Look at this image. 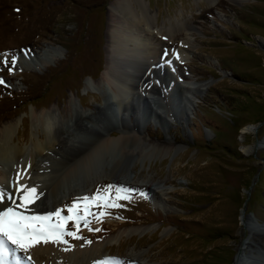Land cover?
Here are the masks:
<instances>
[{
	"label": "rangeland",
	"instance_id": "374dc122",
	"mask_svg": "<svg viewBox=\"0 0 264 264\" xmlns=\"http://www.w3.org/2000/svg\"><path fill=\"white\" fill-rule=\"evenodd\" d=\"M112 1L0 0V54H8L0 58V78L5 81L0 84V124L21 118L12 143L26 148L36 134L42 139L32 126L31 112L51 107L63 111L71 98H78L80 109L93 117L100 108L105 128L93 133L78 126L73 114L57 137L73 138L65 154L42 161L46 170L59 173L98 134L117 137L132 130V137L143 138L158 152L102 157L96 171H126L129 180L96 182L84 196L69 194L60 205L51 202L44 209L50 178L37 190L39 198L20 210L35 214L61 208L68 216L67 206L74 201L82 207L83 197L103 193L107 185L113 189L106 195L115 200V189L122 186L135 191L121 193L130 198L115 200L117 207L92 202L87 225L83 220L65 222V230L78 232L80 238L64 236V248L100 244L102 260L123 264H264V0H140L151 25L140 33L141 39L150 38L167 76L176 73L165 61L180 52L176 72L188 80L176 82L199 91L184 93L187 101L173 93L179 100L175 105L168 102L165 110L162 100L146 102L142 97L145 110L132 114L131 122L117 113L115 102L105 101L106 92L84 87L104 69ZM54 51L57 57L50 58ZM13 55L48 61L35 69H17ZM155 73L164 77L153 68L147 71ZM148 83L146 79L147 89ZM247 126L252 128L242 132ZM84 181L79 176L73 185ZM146 181L154 184L152 191ZM12 201L20 203L8 188L0 210ZM129 228L144 230L117 237ZM83 235L90 238L84 240ZM110 238L111 246L103 247Z\"/></svg>",
	"mask_w": 264,
	"mask_h": 264
},
{
	"label": "bare ground",
	"instance_id": "6f19581e",
	"mask_svg": "<svg viewBox=\"0 0 264 264\" xmlns=\"http://www.w3.org/2000/svg\"><path fill=\"white\" fill-rule=\"evenodd\" d=\"M133 5L136 7L134 8ZM137 8H139V12L135 10ZM150 27L148 16L142 10L140 0H113L109 9L108 31L106 34V42L109 48L105 56L104 69L97 80H86L84 82V87L91 92L96 94H105L106 92L107 99L105 101L115 102L117 113L125 118L128 117V122H131L130 117L132 114L145 110L141 103L142 97H144L146 102L147 98L152 99V101H155V99L162 100L164 109L165 107L167 108L170 101L174 105L177 104L179 99L178 97L175 98L173 93H179L180 98L182 96V99L187 101L189 98L184 93L196 94L199 91L197 87L195 88L192 85H179L176 82L178 78L184 81L188 80V77L176 72L177 61L181 58L180 52H176L174 57H170L165 61L176 73L173 76L174 78L167 76L159 63L155 48L149 42L150 38L144 40L140 37V33L145 28L149 30ZM5 57L4 54H0L1 59ZM54 57H57V52L55 51L50 55V58ZM37 58L35 56L32 58L28 55H18L16 68L31 70L35 69L39 63L44 65L48 61V57L44 59L39 57L40 60ZM147 68L148 70L153 68L159 73L163 72L164 77H158L156 73L147 74ZM146 79L149 80L147 84L149 89L145 88L144 85ZM197 86L200 87L201 85L198 84ZM170 87L174 89H170ZM155 91H158L157 94ZM79 106V99L71 98L63 111L57 107H51L48 110L31 112L32 126L34 129L41 131L42 139L40 140L39 134H36L34 136L36 140H32L26 148L12 143L21 118L0 124V191H3L5 196L8 188L14 196H18L17 188L19 184L35 187L38 190L47 183V180L52 178L48 194L42 199V203L44 209L51 202L52 205H60L69 194L80 197L91 192L96 182H102L106 179L115 180V182L129 180V178L125 177L126 171L106 168L96 171L95 166H97L102 157L114 155L115 153L125 155L134 152V150H138L139 155L142 156L158 152L157 148L156 150L154 147L149 148L150 145L143 138L132 137L134 136L132 130L122 131L117 137L98 134L99 136L95 139L89 138L90 142L86 144L88 146L78 155L73 156L69 164L61 167L58 171L59 173L49 169L46 170L47 167H44L45 164L42 161L50 159L51 156L56 157L63 153L65 154L64 151H66L68 143L73 138L71 137L72 134L67 136L64 141L57 138L66 131L64 127L68 126L67 124L71 120L70 118H73V114L77 115L78 126L91 129V131L104 130L105 121H102L103 118L100 116L102 113L99 107L95 108L98 111L96 113L98 117H93V115L80 109ZM152 113L159 120L158 113L156 111ZM138 117L141 118L142 116ZM122 125L128 126L125 121H122ZM251 128V126H247L242 129V132H248ZM79 176L85 178L84 183L82 185H73L74 179ZM147 183L148 189L151 190L154 184L150 181ZM61 190L62 192H60ZM139 229H125L119 232L117 237L138 232ZM140 230L143 231L144 228ZM89 238L90 235L82 236L84 240ZM112 242V238L105 239L103 247H110ZM99 246L102 245L94 244L88 247H81L78 244H74L69 249L67 248L68 250L66 251L62 243L40 242L29 250V255L34 260L33 264H94L95 261L102 260V256H99L102 253ZM20 255L23 258V251L20 252ZM25 264H27V260H25Z\"/></svg>",
	"mask_w": 264,
	"mask_h": 264
},
{
	"label": "snow or ice",
	"instance_id": "6c2138e0",
	"mask_svg": "<svg viewBox=\"0 0 264 264\" xmlns=\"http://www.w3.org/2000/svg\"><path fill=\"white\" fill-rule=\"evenodd\" d=\"M5 56L8 54L5 53ZM167 55V53H165ZM17 58L12 56V64L15 65ZM4 63L7 65V60ZM170 63V61H169ZM11 73L13 68H8ZM5 81L0 78V84H4ZM113 189L112 185H107L104 192L97 190V193L93 196H85L82 198V207L78 205L77 201H74L71 206L68 207V216H63L62 209L56 208L54 211H45L43 213L26 214L28 205L33 204L38 198L39 194L35 187H30L24 184H19L17 192L21 193L17 196L19 204L12 201L10 206L3 207L0 210V264H33L32 258L29 255V250L37 243H47L49 240L52 242H59L67 244V240L64 236H72L74 238H80L78 232H69L65 230V222L67 220H73L77 224L81 220L88 224L86 216L89 214V209L92 202L102 205L103 207H117L115 200L129 199V195H121V193H131L134 189H124L122 186L115 189V200L111 196L106 195ZM142 196L145 193H140ZM8 200H11L9 195ZM80 199V198H78ZM5 193L0 191V203L4 202ZM83 211L84 216L80 215V211ZM101 212L99 215H103ZM55 217V223L52 218ZM93 230V229H90ZM90 243V242H89ZM67 251L68 249L65 248ZM23 251V258L20 252ZM94 264H123V262L111 258H105L104 260L95 261Z\"/></svg>",
	"mask_w": 264,
	"mask_h": 264
}]
</instances>
